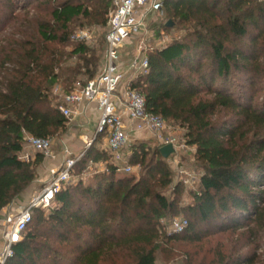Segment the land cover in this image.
I'll list each match as a JSON object with an SVG mask.
<instances>
[{"label":"trees","instance_id":"obj_1","mask_svg":"<svg viewBox=\"0 0 264 264\" xmlns=\"http://www.w3.org/2000/svg\"><path fill=\"white\" fill-rule=\"evenodd\" d=\"M42 6L49 19L39 15ZM111 6L112 0H0V211L35 182L44 161L39 153L22 159L27 135L52 138L67 130L69 119L53 104L54 86L68 91L79 75L88 81L98 72L101 58L84 43L65 51L74 26L86 20L108 30ZM162 12L171 28L186 33L148 53L149 71L132 88L195 149L203 173L191 202L182 204L181 184L172 199L161 192L174 174L158 144H132L129 163L143 170L137 178L117 172L112 154L96 145L99 135L74 170L81 175L100 162L105 170L92 182L67 184L49 210L35 208L9 264H118L123 252L131 264H157L164 241L202 244L235 234L242 245H221L199 264H264V101H257L264 0H164ZM70 57H77L75 66H66ZM178 215L187 228L162 232L161 220Z\"/></svg>","mask_w":264,"mask_h":264},{"label":"built area","instance_id":"obj_2","mask_svg":"<svg viewBox=\"0 0 264 264\" xmlns=\"http://www.w3.org/2000/svg\"><path fill=\"white\" fill-rule=\"evenodd\" d=\"M164 0H112L108 14L106 49L101 71L85 84L78 81L73 88L65 89L57 84L53 92L60 97L57 108L69 120L82 115V107L96 104L100 112L96 132L92 137L81 135L84 150L74 154L66 149V155L60 168L53 170L47 185L35 194L26 206L0 211V264H9L14 257V246L24 239L26 229L33 218L35 208L49 210L56 195L70 183L76 163L83 157L100 135L105 139V149L112 154L118 173H131L129 163L132 133L150 134L156 143L163 147L172 144L175 152L170 156L177 158L189 146L180 127L170 125L165 119L146 108V98L132 88V82L148 73V53H141L131 60L128 70L133 76L124 82L126 71L122 66V48L127 41L142 35L152 15L162 12ZM26 144L44 158L53 157L51 138L27 135ZM24 160H32L29 155H22ZM123 163V164H122ZM174 233L183 232L188 226L185 217L175 218L171 224Z\"/></svg>","mask_w":264,"mask_h":264},{"label":"rangeland","instance_id":"obj_3","mask_svg":"<svg viewBox=\"0 0 264 264\" xmlns=\"http://www.w3.org/2000/svg\"><path fill=\"white\" fill-rule=\"evenodd\" d=\"M43 12H40L41 17L50 18L47 14L46 7L42 6ZM168 22H174L169 20L168 16L164 12H160L151 16L146 31L132 40L126 42L122 48L121 63L123 68H126V76L124 82H128L133 76V72L128 70V66L134 58L139 56L141 53H149L156 48L163 47L175 38H182L185 35V31L178 28L165 29L164 24ZM106 34L107 27L102 28L98 25H94L86 20H78L77 24L74 26L73 33L71 35V43L65 46V51L70 52L75 44L84 43L92 51H96L97 56H100V63L97 74L101 71L103 66L104 54L106 49ZM78 62L77 57H70L67 61L66 66H75ZM96 74V75H97ZM239 83L245 80L244 76H236ZM77 80H81L83 84L87 81L86 75H79ZM61 85L63 88L64 86ZM263 85H261L262 87ZM54 89V88H53ZM252 90V89H251ZM53 98V104H57L60 101V97L56 96L52 90L51 92ZM257 101H264V87L263 90L257 93ZM173 125V124H170ZM178 127V126H176ZM182 134L183 129L180 128ZM84 134L81 125H77L76 121L69 120L67 130L59 132L56 136L52 137L53 142V157L44 158L43 163L38 167L37 179L35 182L28 187V189L18 198L13 200V202L7 206L9 210L17 208L19 206H26L31 200V198L42 191V189L47 185L50 178L53 175V170L60 168L64 161L66 155V149L68 148L70 152L74 153L70 147L67 145V140L69 137H73L74 140ZM102 138V136H100ZM95 143V142H94ZM93 143V144H94ZM152 143V146H155ZM103 148L105 145L104 140H100L96 143ZM194 148L188 147L185 151L181 152V155L177 158L171 157L168 159V164L173 171V183L166 189H162L161 192L167 196L169 199L174 198V188L181 184L183 188V193L181 197L182 204L191 202V197L189 195L190 191H194L198 187L200 177L203 173L202 168L196 163L194 158ZM29 155L32 160H35L38 154L30 148L26 142L24 144V149L22 155ZM123 164V163H122ZM105 168V163L100 162L95 165H90L89 168L79 175L77 169L73 170L70 184L76 183L80 178L84 180L85 183L92 182L94 177L99 172L103 171ZM143 170L139 166H133L131 173L139 178ZM48 212V211H46ZM185 217L184 215L178 216H168L161 220L162 232L168 235L174 234L171 230V222L175 218ZM186 218V217H185ZM160 243V242H159ZM243 241L239 239L238 234L235 235H216L210 240L204 241L202 244H189L187 242H165L160 243V248L156 253L157 264H199L201 261L205 260L209 262L215 255V252L221 245L226 247H231L234 245H242ZM261 252V251H259ZM132 257L129 253L123 252L118 257V264H131Z\"/></svg>","mask_w":264,"mask_h":264},{"label":"crops","instance_id":"obj_4","mask_svg":"<svg viewBox=\"0 0 264 264\" xmlns=\"http://www.w3.org/2000/svg\"><path fill=\"white\" fill-rule=\"evenodd\" d=\"M125 69L126 68H124V70ZM82 108H83L82 109V111H83L82 115L79 116L74 121H76L77 125H81V127L83 128V132H84L83 135L92 137L96 132L100 112H99L96 104H92L88 108H86V107H82ZM83 137L82 138L78 137L75 140L73 137H69V139L67 140V145L68 146L70 145L74 154H78L84 150L85 145H84ZM101 140H104V142H105L104 137H102ZM132 140H133V143L139 142V141L149 142L151 144L155 143V140L153 139V137L150 134H143V133H139V132H133L132 133ZM103 146H104L103 148H105V145H103ZM104 170H105V168H104Z\"/></svg>","mask_w":264,"mask_h":264},{"label":"water","instance_id":"obj_5","mask_svg":"<svg viewBox=\"0 0 264 264\" xmlns=\"http://www.w3.org/2000/svg\"><path fill=\"white\" fill-rule=\"evenodd\" d=\"M168 27H173L174 23L173 22H168L167 23ZM161 154L164 158L169 159L170 156L175 152V149L172 144L165 145L161 147Z\"/></svg>","mask_w":264,"mask_h":264}]
</instances>
